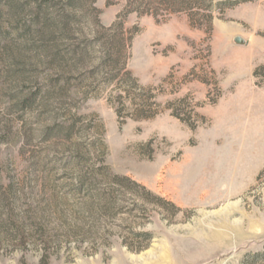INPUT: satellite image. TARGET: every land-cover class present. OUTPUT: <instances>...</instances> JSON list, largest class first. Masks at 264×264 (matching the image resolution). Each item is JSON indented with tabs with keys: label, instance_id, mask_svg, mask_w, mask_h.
<instances>
[{
	"label": "rangeland",
	"instance_id": "1",
	"mask_svg": "<svg viewBox=\"0 0 264 264\" xmlns=\"http://www.w3.org/2000/svg\"><path fill=\"white\" fill-rule=\"evenodd\" d=\"M244 87L264 0H0V264H264V169L222 175Z\"/></svg>",
	"mask_w": 264,
	"mask_h": 264
},
{
	"label": "crops",
	"instance_id": "2",
	"mask_svg": "<svg viewBox=\"0 0 264 264\" xmlns=\"http://www.w3.org/2000/svg\"><path fill=\"white\" fill-rule=\"evenodd\" d=\"M227 106L220 121L221 157L228 166L222 175L248 185L264 169V92L244 87Z\"/></svg>",
	"mask_w": 264,
	"mask_h": 264
},
{
	"label": "trees",
	"instance_id": "3",
	"mask_svg": "<svg viewBox=\"0 0 264 264\" xmlns=\"http://www.w3.org/2000/svg\"><path fill=\"white\" fill-rule=\"evenodd\" d=\"M98 176H103L104 177H109V174H105L102 171L100 173H97V170L95 171V173L93 174V178L92 179H86V181L81 180V185L74 191H76V193H86L87 196H89L90 198L93 199H101V200H105L109 205H113V201L115 200V194L116 191L113 188V186L106 188L105 190H100V186L99 184L101 183V181L99 180ZM112 180H116L117 183L125 181V180H130L127 177H119V176H114V178H112ZM83 181V182H82ZM111 206L107 207L106 209L108 211H111L113 208H111ZM106 210V211H107Z\"/></svg>",
	"mask_w": 264,
	"mask_h": 264
}]
</instances>
